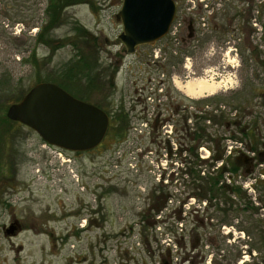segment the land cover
Instances as JSON below:
<instances>
[{"label": "rangeland", "instance_id": "1", "mask_svg": "<svg viewBox=\"0 0 264 264\" xmlns=\"http://www.w3.org/2000/svg\"><path fill=\"white\" fill-rule=\"evenodd\" d=\"M177 1L171 33L125 54L118 40L121 24L114 18L121 0L66 7V20L45 36L53 46L37 40L48 0H37L32 14H23L21 0H0V264H264V247L253 248L264 228V196L258 198L264 194L258 175L264 165L252 170L244 162L250 156L247 143L206 122L212 136L223 138L224 162L211 163L212 143L202 140L196 157L206 162L193 169L200 176L211 174L236 157L240 172L248 174L224 173L221 183L239 186L243 199L230 200L242 204L245 199L252 208L220 212L229 204L219 198L211 201L219 210L210 216L209 203L190 194L192 180L184 172L194 158L184 151L185 143L177 153L180 133L175 131L183 124L194 127L200 115L196 104L211 97L203 110L230 118L245 106L244 120L253 123L258 117L264 151L259 96L264 92V4L210 0L207 9L205 1L198 6L195 0L194 8ZM190 18L195 34L185 41ZM88 77L94 78L90 88ZM173 78H201L220 87L211 96L190 99L173 87ZM42 81L62 85L108 116L121 108L129 122L118 119L108 127L98 147L70 152L45 143L23 124L3 121L10 100ZM170 103L190 107L173 114ZM6 130L12 132L5 141ZM12 220L21 227L5 235ZM253 220L261 226L254 228Z\"/></svg>", "mask_w": 264, "mask_h": 264}, {"label": "water", "instance_id": "2", "mask_svg": "<svg viewBox=\"0 0 264 264\" xmlns=\"http://www.w3.org/2000/svg\"><path fill=\"white\" fill-rule=\"evenodd\" d=\"M175 14L174 0H121L115 19L121 24L118 40L123 52L133 54L137 47L163 38ZM5 116L34 130L45 143L70 152L94 149L109 126V116L101 108L46 81L32 85L8 106ZM14 229L12 223L4 233L14 234Z\"/></svg>", "mask_w": 264, "mask_h": 264}, {"label": "trees", "instance_id": "3", "mask_svg": "<svg viewBox=\"0 0 264 264\" xmlns=\"http://www.w3.org/2000/svg\"><path fill=\"white\" fill-rule=\"evenodd\" d=\"M86 1H89V0H50V3H49L50 5L47 7V12H48L47 17L48 18L44 26L41 28V31L38 33L37 40L42 43L46 41L45 36L48 33L47 29L52 27L53 24L55 23H60L62 19L61 9L63 7H65L67 4L72 5V4L82 3ZM75 31H78L80 34H83L84 32V30L82 28H79L78 26L75 27ZM86 68H87L86 70L89 69L88 67ZM114 74H115V71H111V77L114 76ZM93 79L94 78L88 77L86 87L90 88V85L92 84ZM59 86H61L62 88L66 90V88L63 87L62 85H59ZM259 96L261 98V104H260L261 108L264 109V92H259ZM20 98L21 97H19L18 99L10 100V102L11 103L18 102ZM210 99L211 97L203 98L202 100L199 101L200 104L199 103L196 104V106L198 107V110L200 111V115L198 116L195 115L194 127L190 128L189 126H186V124H183L180 126V128H175V131H177V133L178 132L180 133V138H179V143H178L180 148L178 149L177 153L181 152L183 143H185L186 147L184 148V151L186 152L188 151V157L190 156L194 158L193 161H191V163L188 162L187 164H185L186 170L184 172L185 175L190 177L192 180L191 181L192 192H190V194H192V197H195L198 201L206 200L209 203L207 210L210 211V216L213 215V211L216 210L217 208V204L216 203L214 204L211 201L212 200L218 201L219 198L223 201L224 203L223 205L229 204V207L227 209H221L220 212L228 211L229 209L234 211L238 207H241L243 209L245 208V211H249L251 205L248 202H246L245 199L242 202V204L240 203L243 206H241L239 203L235 204L233 200H230L231 196L237 199L239 198L240 200L243 199V193L241 189L239 188V186H233V184L224 185L221 183V179L224 173H227V174L229 173L237 174L238 173L237 175L241 174L244 176V174L240 172L242 165L236 157L232 159L228 157V159L225 160V164L223 163V166L216 168V171L212 170L213 173L211 174L208 173L207 175L205 174L203 176H200V174L197 173L193 169V167L196 165V163L202 164L203 162H206L203 160H198L196 157L197 147L199 143H202V140H208L209 142L212 143V146L210 147L212 151L211 163H215L216 161H220V160L224 162L223 160L224 149L221 144V140H223V138L215 134H214L215 136H212L211 132L208 130L209 126L205 124L206 122L210 124V127L211 125L218 126V127H224V130L222 131L223 133L224 131H228L231 137L241 142L245 141V143L249 145V148L252 151L257 152L258 155L261 153H264L263 150L260 151V148H261L260 145L262 143H260V133L258 129V117L255 116L256 119L253 120L254 121L253 123L250 121L248 122L244 120L245 114L243 110L245 111V108H246L245 106H243V108H240L239 106L234 107V109L239 107L241 111H238V114H235L233 117H230V118L228 115H226L223 112L214 113L213 110H203L204 106H207V102ZM6 102H9V100H7ZM244 102L246 104L247 100H245ZM169 105L171 106V110L173 111V114H178L180 111H186L188 107H190L189 105L184 106L182 103H179V104L170 103ZM186 117L187 116L183 114L182 119H184V122H186V119H187ZM118 119H120L124 124H128L129 122L127 119V113H125L120 108L119 111H114L112 114L109 115L110 129L114 127V124H116ZM3 121L18 125V122L11 121L7 118H4ZM231 126H233L236 129V131L230 130ZM10 132L12 131L6 130L3 133V138L5 139V134L6 133L9 134ZM230 132L237 133V136L230 134ZM167 147L169 148V151H170V147L169 146ZM211 166L212 165H210V167ZM217 209L219 210V208ZM251 222L254 228H256L257 226L259 227L261 226L255 220L250 221V223ZM220 223H229V221H227L226 219H222L220 220ZM262 229L263 230L261 231V239L257 242V244L259 245L255 244L253 248L261 249L264 247V228ZM183 242H184V239H183ZM184 246L186 247V244H184ZM193 248H198V245L196 244ZM261 259L264 261V252L261 254Z\"/></svg>", "mask_w": 264, "mask_h": 264}, {"label": "flooded vegetation", "instance_id": "4", "mask_svg": "<svg viewBox=\"0 0 264 264\" xmlns=\"http://www.w3.org/2000/svg\"><path fill=\"white\" fill-rule=\"evenodd\" d=\"M87 2V1H86ZM86 2H82V3H86ZM214 2H216V3H223V4H235V3H238V4H247V5H254V4H264V0H214ZM50 3V0H48V5L46 6V16H48V12H47V7L50 5L49 4ZM36 4H37V0H21V8H22V11H23V14L24 13H27V14H32V11L34 10V7L36 6ZM77 4H79V3H77ZM72 5H74V4H72ZM72 5H69V4H67L65 7H63L62 9H61V16H62V19H61V21L60 22H64L65 20H66V18H65V16H64V14H63V11H64V9L66 8V7H68V6H72ZM120 5H121V3H120ZM120 8V7H119ZM119 10V9H118ZM118 12V11H117ZM35 18V16L33 15L32 16V18L31 19H34ZM48 18V17H47ZM114 18H115V16H114ZM116 20V19H115ZM117 21V20H116ZM61 23H55V24H53V26L52 27H50L49 29H47V32L49 33V32H51L55 27H57L58 25H60ZM43 26H41L40 27V30L39 31H41V28H42ZM83 30H84V32H83V34L85 35V36H88L89 34L86 32V30L84 29V28H82ZM187 30H188V33H187V35H186V37H185V41H190V40H192L193 39V36H194V34H195V28H194V25H193V20L190 18L189 19V24L187 25ZM78 32V31H77ZM52 41H49V40H47L46 39V41L44 42V44H46V45H48L49 46V43H51ZM156 42V41H155ZM42 43V42H41ZM154 43V42H153ZM153 43H151V44H153ZM51 45L53 46L54 44H53V42L51 43ZM71 95H72V93H71ZM74 96V95H73ZM74 97H76V98H78V99H81V100H84V99H82L81 97H77V96H74ZM102 142V141H101ZM100 145V144H99ZM98 145V146H99ZM97 146V147H98ZM247 146H248V149H249V151H248V153H249V159L247 158V162H249L250 164H252L253 165V167H252V170L253 169H255V167L256 168H260L261 166H263L264 165V158H259V156H260V154L258 155L257 154V152H255V151H252L250 148H249V145L247 144ZM258 174H261L260 172H258ZM262 175H263V177L261 178V180L262 181H264V172H262ZM260 180V181H261ZM257 180L254 178V183L256 182ZM259 182V181H258ZM257 183V182H256ZM262 196H264V194H261V195H259V197L258 198H260V197H262ZM249 210H252V208H251V206H250V209ZM257 210V209H256ZM13 223V225H14V232H16L20 227H21V224H20V222L18 221V220H12V221H9V223H8V227H9V225L10 224H12ZM4 228V227H3ZM6 228H4L3 230H5ZM5 234V233H4ZM6 235V234H5ZM11 235H13V234H11Z\"/></svg>", "mask_w": 264, "mask_h": 264}, {"label": "bare ground", "instance_id": "5", "mask_svg": "<svg viewBox=\"0 0 264 264\" xmlns=\"http://www.w3.org/2000/svg\"><path fill=\"white\" fill-rule=\"evenodd\" d=\"M174 85L184 95L190 98H200L204 94L213 95L220 87V82L209 84L201 78H193L184 82L176 79Z\"/></svg>", "mask_w": 264, "mask_h": 264}, {"label": "built area", "instance_id": "6", "mask_svg": "<svg viewBox=\"0 0 264 264\" xmlns=\"http://www.w3.org/2000/svg\"><path fill=\"white\" fill-rule=\"evenodd\" d=\"M205 0H198L199 3H202ZM186 2L190 3L192 5V8L195 7V0H186ZM174 28V27H173ZM261 178L263 177L262 174L259 175Z\"/></svg>", "mask_w": 264, "mask_h": 264}, {"label": "crops", "instance_id": "7", "mask_svg": "<svg viewBox=\"0 0 264 264\" xmlns=\"http://www.w3.org/2000/svg\"><path fill=\"white\" fill-rule=\"evenodd\" d=\"M174 81H175V79L173 78L172 79V84L174 85ZM206 96H210V95H208V94H204L203 96H201V97H206Z\"/></svg>", "mask_w": 264, "mask_h": 264}]
</instances>
